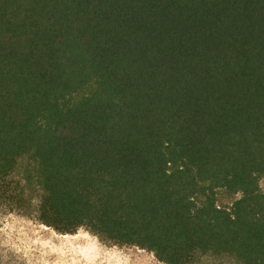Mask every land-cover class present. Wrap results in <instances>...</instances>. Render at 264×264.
I'll return each mask as SVG.
<instances>
[{
    "label": "trees",
    "instance_id": "16d2710c",
    "mask_svg": "<svg viewBox=\"0 0 264 264\" xmlns=\"http://www.w3.org/2000/svg\"><path fill=\"white\" fill-rule=\"evenodd\" d=\"M26 156L58 234L264 264V0H0V191Z\"/></svg>",
    "mask_w": 264,
    "mask_h": 264
},
{
    "label": "rangeland",
    "instance_id": "374dc122",
    "mask_svg": "<svg viewBox=\"0 0 264 264\" xmlns=\"http://www.w3.org/2000/svg\"><path fill=\"white\" fill-rule=\"evenodd\" d=\"M8 182L7 192L0 191V264H163L145 250L104 242L84 228L63 235L40 224L35 216L42 192L29 156L18 161ZM259 191L264 194V178ZM239 197L216 192L221 207H230ZM189 264L240 263L226 255H200Z\"/></svg>",
    "mask_w": 264,
    "mask_h": 264
}]
</instances>
